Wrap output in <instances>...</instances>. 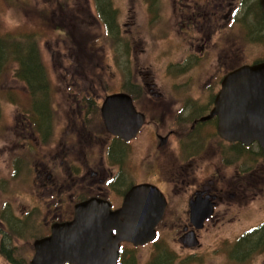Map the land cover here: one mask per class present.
I'll return each instance as SVG.
<instances>
[{"label":"rangeland","instance_id":"rangeland-1","mask_svg":"<svg viewBox=\"0 0 264 264\" xmlns=\"http://www.w3.org/2000/svg\"><path fill=\"white\" fill-rule=\"evenodd\" d=\"M105 9L109 17L105 16L112 24L111 29H116L117 37L127 42L129 54L134 51L133 57H129L128 54L129 64L126 63L127 56L122 44L119 43L117 46L116 41L112 40L114 43L112 48L108 38L105 39L104 26L98 21L93 0H0V32L12 36H30L37 43L41 63L49 82L50 95L48 94L46 99L51 111L49 137L47 136L43 144L38 142L32 149L26 148L31 142H27L25 138L34 130L24 118V110L30 107V98L23 84L14 78V66L1 74L0 215L6 212L4 214L6 218H16L26 223L19 229H14L0 220V244L13 250V262L0 253V264H28L34 253L33 242L45 237V233L49 231L48 217L44 219L46 203L42 198L43 191L38 189L36 169L45 167L47 173L53 171L49 181H53L55 177L61 186L58 188L57 183L53 184L49 191L57 196V190H65L66 193H61L59 197L67 199L66 205L73 206L89 198L82 194V184L78 181L77 175L71 176L75 178L76 183L69 191L68 186L72 183L68 177L69 171L63 169L59 157L62 147L73 150L76 158L71 157L72 159H80L81 156L77 153L79 147L84 150L83 152L87 151L86 147L81 146L86 145L84 141H87L84 132L81 139L77 134L76 136L73 134L71 140L66 137V133L71 132L69 120L74 119L73 113H77L79 109L73 105L74 96L77 92L81 96L77 95L76 98L85 96L84 88L90 87L91 76H94L92 81H96L95 74L98 72L96 64L103 62L108 65V73L102 74V84L106 85V92L116 91L118 88L126 89L128 86L125 83L120 86L121 81L140 82L144 78L145 70L150 72L149 77L161 89H168L170 87L168 82L184 80L177 79V74L174 73L179 70L176 60L184 48L178 33L177 0H112ZM246 24L252 28L250 31L252 35L250 33L249 37L253 39L254 23L247 19ZM259 27L260 30L253 40L247 37L245 47L247 61L259 56L264 57V22L261 21ZM242 33V30L238 31L239 39ZM99 38L98 43L94 42ZM239 46L240 42L236 41V49ZM237 52L240 54L239 49L235 51ZM98 93L101 98L104 97L100 88ZM172 96L176 102L172 105L174 108L180 106L184 100L185 104L189 102L188 98L182 95ZM96 102L101 104L100 100ZM166 104L170 108L171 103ZM141 107L143 106L139 103L138 109ZM92 108L89 110L92 111V116L87 120V125L90 124V133L97 131V134L102 132L105 134V130L107 132L108 130L99 116V108L98 114L95 107ZM134 110L140 113L136 107ZM170 114L171 112L168 113L169 116ZM176 136L168 137L172 148ZM155 142L153 131H147L146 128L135 142L129 145L122 143L124 170L128 169L136 179H139L141 171H144L143 165L146 164L147 171L157 176L155 167L162 159L155 153ZM176 151L177 148L173 153ZM15 163H18V169L13 173ZM61 170V174L58 175ZM166 172L168 174L166 178H169L172 171L166 169ZM41 175L42 171L40 179L44 177V174ZM159 185L163 190L168 189L166 183ZM76 193L78 196L74 200L71 195L75 197ZM171 205V211L163 217L164 222L159 226L157 243L135 247L125 245L121 254L122 262L132 257L131 260L135 264H151L158 258H165L171 264H240L229 263L226 251L221 250L218 243L225 237L232 239L233 235L238 234L246 224L256 223L264 218L262 201H255L246 208L231 205L230 211L234 217L227 216L226 219H231L230 222L233 224L225 227L217 224L214 232L202 239V247L196 254L190 246L186 247L181 243L185 236H191L188 233L184 235L179 233L180 223L184 217L180 219L177 210H181L182 207L175 202ZM199 253L203 257L198 261L193 256ZM262 259L261 255L253 254L249 264H263Z\"/></svg>","mask_w":264,"mask_h":264},{"label":"flooded vegetation","instance_id":"flooded-vegetation-1","mask_svg":"<svg viewBox=\"0 0 264 264\" xmlns=\"http://www.w3.org/2000/svg\"><path fill=\"white\" fill-rule=\"evenodd\" d=\"M177 6L178 33L184 48L176 60L179 70L174 73L177 74V79L184 80L168 82L170 87L161 89L149 77L150 72L145 70L144 78L140 82L121 81L120 86L125 83L128 86L126 89L118 88L116 91L106 92L107 87L102 84V74L108 73V65L98 62L96 69L99 74H95L96 81H92L94 76H91L90 87L84 88L85 96L76 98L77 95L81 96L79 92L74 96L73 105L79 109L77 108V113H73L74 119L69 120L71 132L66 133V137L71 140L73 134H77L81 139L84 132L87 141H84L86 145L81 146L86 147L87 151L83 152L79 147L77 153L81 156L80 159H72L71 157L76 158L73 150L62 147L59 158L63 169L69 171L68 177L72 182L68 186L69 191L76 183L75 178L71 176L77 175L82 184V194L107 199L111 209L120 208L125 194L136 184L146 183L157 187L164 196V208L155 228V239L143 245L157 243L159 226L164 222L163 217L171 211V203L175 202L182 207L177 210L178 216L180 219L184 217L179 233L191 234L185 236L181 243L186 247L190 246L197 254L202 247V239L214 232L217 224L221 227L233 224L231 219H226L227 216L234 217L231 215V205L246 208L255 201L264 202L262 147L256 141L245 144L241 141L225 140L218 133V115L209 117L221 92L224 77L245 64H256L264 60L262 56L253 58L252 61L245 58L247 37L253 40L260 30L255 10L257 9L260 20H264V14L259 0H177ZM106 14L108 15L107 12ZM247 19L254 23L257 31L253 39L247 34ZM241 30L243 33L239 39L238 31ZM236 41L240 42V54L235 53L238 50L235 47ZM119 43L124 48L126 63L129 64V46L125 40L123 42L119 39ZM134 55L133 51L129 57ZM99 88L104 97L121 91L128 93L134 107L143 114L144 123L131 140L122 141L120 137L111 135L106 130L105 134H97V131L90 133L87 120L92 116V111L89 110L94 106L97 112L95 113L98 114L100 103L96 101L102 102L104 99L98 93ZM175 94L188 98L189 102L185 104L184 100L180 106L172 107L176 103L172 96ZM139 103L143 106L140 109ZM166 103H171L170 108ZM170 112L171 116L168 115ZM184 114L187 115L181 116ZM99 116L101 118L100 110ZM146 128L147 131H153L156 140L155 153L162 160L155 167L157 176L148 172L145 164L144 171L138 176L140 178L136 179L128 169L123 168L121 144L129 145L135 142ZM37 134L34 130L25 138L27 142H31L26 148L32 149L38 142L43 144L42 138ZM49 134L44 137H49ZM172 135H177L173 139L174 148L168 138ZM175 148L177 151L173 153ZM42 162L43 159L40 164ZM166 169L172 171L169 178H166ZM41 171L44 177L40 179ZM61 172L62 170L58 175ZM52 175L53 171L47 173L45 167L36 169L38 189L43 191L42 198L46 203L44 219L48 217L49 231L44 236L50 233L52 224L70 220L73 216V206L66 205L67 199L59 197L66 191L57 190V196L49 191L53 184L57 183L58 188L61 186L55 177L53 181H49ZM160 183H166L168 189L163 190ZM71 196L76 200L78 195L76 193L75 197L73 194ZM132 244L127 241L120 243L119 261L125 249L123 247H135ZM218 244L221 250L226 251L229 263L249 264L253 254H258L263 257L264 264V218L256 223L246 224L232 239L225 237ZM193 257L199 261L203 256L199 253Z\"/></svg>","mask_w":264,"mask_h":264},{"label":"water","instance_id":"water-1","mask_svg":"<svg viewBox=\"0 0 264 264\" xmlns=\"http://www.w3.org/2000/svg\"><path fill=\"white\" fill-rule=\"evenodd\" d=\"M264 14V0H259ZM109 133L128 140L143 122L124 92L107 95L100 107ZM218 115V133L228 141H256L264 151V61L243 65L222 80L209 117ZM164 196L151 184H136L122 206L91 197L74 204L73 217L51 225L50 234L33 242L28 264H117L120 241L142 245L155 236Z\"/></svg>","mask_w":264,"mask_h":264},{"label":"trees","instance_id":"trees-1","mask_svg":"<svg viewBox=\"0 0 264 264\" xmlns=\"http://www.w3.org/2000/svg\"><path fill=\"white\" fill-rule=\"evenodd\" d=\"M93 1L96 12L99 15L98 21H101L100 25L104 26L105 39L107 40L108 38L112 46L114 45L112 40H115L116 42H114L116 44L119 43L120 38L117 37L118 33L116 32V29H111L112 24L105 16L107 15L105 6L111 2V0H108L107 3L105 2L106 0ZM255 12L258 15V21H262L263 23L264 20H260L261 18L257 9ZM107 17H109V15H107ZM248 31V33H251L252 35V32H250L252 31L250 25H248ZM256 32L257 31H255V33ZM99 40L100 38L94 40V42L98 43ZM12 66H14V78L19 83L23 84L27 91V95L30 98V107L29 109L24 110V118H26L27 122L32 125L33 129L38 133L37 135H40L42 140L45 141L47 137L44 136L46 134L48 135V131L50 132L51 130L49 127V123H51V111L49 110L46 99L50 94L48 93V78L44 66L41 63L37 43L30 36H12L11 34L0 32V76L4 71L10 70ZM34 130H31L30 132L32 133ZM17 169L18 163H15V170L13 173H16ZM5 213L6 212H3L0 215V220L9 224L14 229H19L26 223L19 221L16 218H6L4 216ZM0 253H2L10 262H13V250L10 247H3V245L0 244ZM131 259L122 262L120 258L119 264H135ZM151 264H171V262L165 258H158L153 260Z\"/></svg>","mask_w":264,"mask_h":264}]
</instances>
